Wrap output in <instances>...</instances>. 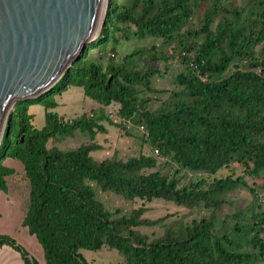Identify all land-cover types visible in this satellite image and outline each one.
Instances as JSON below:
<instances>
[{
    "label": "trees",
    "instance_id": "trees-1",
    "mask_svg": "<svg viewBox=\"0 0 264 264\" xmlns=\"http://www.w3.org/2000/svg\"><path fill=\"white\" fill-rule=\"evenodd\" d=\"M196 0H106L101 24L79 57L45 92L16 101L6 117L0 140V190L12 170L4 157L23 166L28 183V202L21 226L40 247L42 262L8 234H0V247L17 252L23 264H92L81 249L116 250L121 264H254L264 262V208L254 210L250 220L233 213L228 222L214 213L221 194L244 184L243 176L256 177L264 170V55L255 51L264 43V0H247L249 6L210 2L202 9L192 30L180 31ZM200 0H198L199 2ZM173 33V34H172ZM171 52L158 54L154 45L136 47L119 62L104 66L89 58V50L118 38H171ZM139 56L141 69L127 67L126 60ZM174 60L181 66L176 79L180 90L155 109H148L147 96L162 92L151 85L159 73V61ZM70 86L100 106L99 115L81 114L69 122L56 112L54 96ZM30 104L44 108V124H31ZM114 106L121 135L127 123L142 125L150 154L119 159H95L100 149L93 141L103 127L102 109ZM108 120L107 118H105ZM85 132L86 143L60 149L48 139ZM153 149L157 153H153ZM174 166L170 172L159 169ZM241 174L215 177L231 164ZM189 170L207 177L182 183L178 174ZM210 176V179H209ZM95 188L113 192L126 200L162 199L181 206L199 203L210 208L208 217L192 220L182 231L167 228L156 237L137 233L138 226H153L165 216L148 219L145 208H132L127 215L111 216L96 198ZM253 199L257 195L249 188Z\"/></svg>",
    "mask_w": 264,
    "mask_h": 264
},
{
    "label": "rangeland",
    "instance_id": "rangeland-1",
    "mask_svg": "<svg viewBox=\"0 0 264 264\" xmlns=\"http://www.w3.org/2000/svg\"><path fill=\"white\" fill-rule=\"evenodd\" d=\"M124 1V0H118ZM210 2H225L231 6H243L247 0H198L191 2L190 9L191 14L184 20L183 25L180 27V31L189 29L192 30L197 25L200 13L204 6ZM106 5V0H104L102 13ZM246 8L249 6L248 2L244 5ZM97 33V32H96ZM173 34V33H172ZM172 36V35H171ZM177 44V40L172 36L171 38H154L145 37L142 39L134 38L130 36L127 40L118 38V41L114 44L112 40H108L107 43L99 46L95 49L89 50V58L95 60L102 66L108 61L107 55L111 52L113 53V62H119L124 54L129 53L133 48L136 47H148L154 45L157 48L158 54H167L171 52V46ZM255 51L261 56L264 55V43L256 45ZM127 67H134L135 69H141V61L139 56H133L126 60ZM159 73L153 75L151 79V85L155 89H162V92L150 93L142 92L140 96H147L149 102L147 103V108L152 110L157 108L162 101H166L170 98L171 94L180 90L181 85L178 84L176 76L181 70V66L174 60L159 61L157 63ZM61 99L63 103L69 102L67 98H64V94ZM64 98V99H63ZM76 100L79 97L75 98ZM75 99H72V104H74ZM76 102V101H75ZM81 103V102H80ZM80 103H77L80 104ZM65 106H69L66 103ZM85 105L81 108L85 109ZM76 109V108H75ZM35 115V114H34ZM103 115L112 121L117 122L116 118L108 117L103 111ZM35 117V116H34ZM34 125L35 118H34ZM126 130L129 135H120L119 131L115 127H111L108 131L109 139H111V146H107L101 150L91 152L92 157L95 159H101L104 157H110L115 153L116 157L119 159H125L130 156H136L139 153L150 154L151 149L149 145L141 140L142 135L138 129L137 124L127 123ZM63 136V135H62ZM62 136L54 137L53 139H48L47 144H53L60 149H67L75 147L78 144L84 143L88 140L86 135L78 133L75 138H65ZM160 162V161H159ZM159 169L161 171L170 173L174 166L164 165L162 161L159 164ZM227 174L234 176L240 175L241 170L237 164H231L227 167L221 168L215 173V177H222ZM178 176H180L181 182L185 183L189 178H197L199 176L207 177L205 174H200L197 172H192L189 170H182ZM210 179V176H209ZM244 184L238 185L235 188L225 191L221 194L220 204L215 210L214 218L217 221L228 222L233 213L241 214L240 219L242 221L250 220L251 214L254 210H261L264 208V170H261L256 177L243 176ZM252 188L257 199H253L252 194L249 191ZM96 198L109 210L111 216L127 215L132 208H136L143 205L145 212L144 217L148 219H155L160 216H165L164 220L153 226H138L134 228L137 233L145 234L148 237H156L160 235L165 229H179L182 231L185 227L190 226L192 220H199L201 217H208L210 214V208H206L199 203L195 206H181L176 205L173 202L165 201L162 199H152L151 201H143L138 198L132 200H126L121 196L110 192V191H100L95 188ZM82 255L92 264H121V256L114 249H109L103 247L97 251L81 249ZM40 263L42 258L37 257ZM254 264H264V262H256Z\"/></svg>",
    "mask_w": 264,
    "mask_h": 264
},
{
    "label": "water",
    "instance_id": "water-1",
    "mask_svg": "<svg viewBox=\"0 0 264 264\" xmlns=\"http://www.w3.org/2000/svg\"><path fill=\"white\" fill-rule=\"evenodd\" d=\"M104 0H0V140L16 101L49 89L91 41Z\"/></svg>",
    "mask_w": 264,
    "mask_h": 264
},
{
    "label": "crops",
    "instance_id": "crops-1",
    "mask_svg": "<svg viewBox=\"0 0 264 264\" xmlns=\"http://www.w3.org/2000/svg\"><path fill=\"white\" fill-rule=\"evenodd\" d=\"M63 94L65 95L64 98L69 100V102H66L69 103V106H65L66 103L62 102L63 100L61 97H63ZM77 97H79V99L76 100L75 98ZM53 98L55 106L52 108V111L56 112L62 121L69 122L73 118H78L81 114H88L90 112H93L95 116H98L99 110H101L97 103L84 96L80 87L70 86L60 94L55 95ZM73 98L76 101H74V104L71 103ZM77 103L80 104L77 105ZM82 105L86 106L85 109H78L81 108ZM105 109H102V113ZM27 112L31 114L30 121L32 126L36 129L41 128L44 124V108L39 104H30L27 108ZM34 118L36 125H34ZM105 118H100L97 122L103 127V131L96 132L93 137V141L100 145V149L98 150L111 146V139H109L108 131L111 127H115L117 129L116 126L111 124V122L114 121L109 119L106 120ZM78 133H82L87 136V134L83 131L80 132L78 130H74L70 135H63L62 139L75 138ZM88 141L89 138L84 143ZM1 163L5 167L11 169L12 173L4 176V189L0 190V234H8L13 237L28 251L31 256L37 259L38 256H41L40 247L36 243L34 237L27 233L26 228L21 226V220L28 202L29 190L27 180L24 177L23 166L20 161L10 157H4ZM0 264L23 263L17 252L12 250L10 247L3 245L0 247Z\"/></svg>",
    "mask_w": 264,
    "mask_h": 264
},
{
    "label": "built area",
    "instance_id": "built-area-1",
    "mask_svg": "<svg viewBox=\"0 0 264 264\" xmlns=\"http://www.w3.org/2000/svg\"><path fill=\"white\" fill-rule=\"evenodd\" d=\"M108 55L113 57L114 54L110 52ZM105 113H106V115L108 117L116 118V110H115L114 106L107 107L105 109ZM115 120H117V119H115ZM138 129H139L141 135H146V132H145V130H144L142 125H138ZM152 152L155 154V153H157V150L153 149Z\"/></svg>",
    "mask_w": 264,
    "mask_h": 264
}]
</instances>
